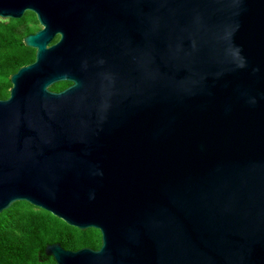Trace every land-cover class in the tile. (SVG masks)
<instances>
[{
    "label": "water",
    "instance_id": "1",
    "mask_svg": "<svg viewBox=\"0 0 264 264\" xmlns=\"http://www.w3.org/2000/svg\"><path fill=\"white\" fill-rule=\"evenodd\" d=\"M26 11L0 212L26 201L101 234L38 259L264 264V0H0V18Z\"/></svg>",
    "mask_w": 264,
    "mask_h": 264
},
{
    "label": "trees",
    "instance_id": "2",
    "mask_svg": "<svg viewBox=\"0 0 264 264\" xmlns=\"http://www.w3.org/2000/svg\"><path fill=\"white\" fill-rule=\"evenodd\" d=\"M26 13H31L28 19ZM35 14L26 11L20 18H0V98H7L9 75L34 60L35 49L23 43V37L36 30ZM100 231L78 229L50 212L26 201H15L0 212V264H56L51 255L40 260L38 250L56 240L63 248L97 249Z\"/></svg>",
    "mask_w": 264,
    "mask_h": 264
},
{
    "label": "flooded vegetation",
    "instance_id": "3",
    "mask_svg": "<svg viewBox=\"0 0 264 264\" xmlns=\"http://www.w3.org/2000/svg\"><path fill=\"white\" fill-rule=\"evenodd\" d=\"M39 28H40V26L37 29H39ZM36 30H34L33 32H35ZM58 39H59V35L58 34L54 35L51 38L50 42L47 44V46H49L51 44H54ZM70 84H71V81H69V80H60V81H57V82L51 84L49 86V89L52 90V91H54V92H58V91H60V90H62L64 88H66Z\"/></svg>",
    "mask_w": 264,
    "mask_h": 264
},
{
    "label": "rangeland",
    "instance_id": "4",
    "mask_svg": "<svg viewBox=\"0 0 264 264\" xmlns=\"http://www.w3.org/2000/svg\"><path fill=\"white\" fill-rule=\"evenodd\" d=\"M26 16H27L28 19H31V17H32V16H31V13H26ZM39 26H40V24L37 23V27H39Z\"/></svg>",
    "mask_w": 264,
    "mask_h": 264
}]
</instances>
